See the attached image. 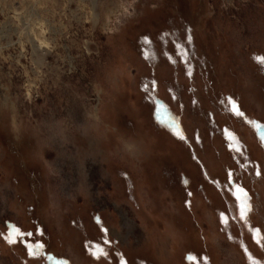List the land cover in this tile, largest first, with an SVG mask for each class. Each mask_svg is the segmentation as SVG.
I'll use <instances>...</instances> for the list:
<instances>
[{
	"label": "rangeland",
	"instance_id": "374dc122",
	"mask_svg": "<svg viewBox=\"0 0 264 264\" xmlns=\"http://www.w3.org/2000/svg\"><path fill=\"white\" fill-rule=\"evenodd\" d=\"M259 56L264 0H0V264H264Z\"/></svg>",
	"mask_w": 264,
	"mask_h": 264
},
{
	"label": "snow or ice",
	"instance_id": "6c2138e0",
	"mask_svg": "<svg viewBox=\"0 0 264 264\" xmlns=\"http://www.w3.org/2000/svg\"><path fill=\"white\" fill-rule=\"evenodd\" d=\"M188 42H191V37L189 36ZM185 45L177 42L175 44L176 53L180 56L181 59L187 56V53L184 50ZM255 61H257L259 64L264 65V56L254 57ZM188 75H191V69H188ZM145 91L147 92L149 90V86H144ZM224 101H222L223 103ZM227 105L230 108V111L233 115H235L238 118L243 117L245 114L243 111L240 110L238 104L235 102V100L229 98L226 101ZM166 108L162 104L157 105V116L160 118L161 116H165L163 119L164 125L172 132L173 135L177 136L180 140H184L185 137L179 130V125L177 124L176 120L174 118H168L166 117ZM250 123H252L250 121ZM257 129L264 128V125H256ZM234 139V138H233ZM261 139L264 140V136H261ZM237 153L241 152L240 147H235L233 149ZM246 167V166H245ZM232 173H228V182L223 187L227 190L228 194L232 197H234L235 201L237 202V211L238 216L236 214H233L229 216L225 212H221L219 214V220L220 223H222L225 228H228L230 225V222H241L244 224H248V213L250 212V204H249V194L245 191V189L237 184L235 188H233V180H232ZM257 175H260L259 172H257ZM190 195V193H189ZM249 231L252 234V237L254 239V242L257 245H261L264 243V235H261V230L258 228L249 227ZM42 235V233H40ZM32 232H24L21 229H19L16 226H13L10 230L9 234L4 237L6 242L9 244H16L17 242H20L23 244V246L27 250V255L31 258H36L41 255L40 250L44 248V245L39 242H32V241H25V237H33ZM245 251L247 252V249L245 248ZM51 259V257H49ZM190 260L194 259V257H189ZM247 259L251 262V264H260L259 261L254 260L251 255L247 257ZM121 264H125V262L121 261Z\"/></svg>",
	"mask_w": 264,
	"mask_h": 264
},
{
	"label": "flooded vegetation",
	"instance_id": "af4514ba",
	"mask_svg": "<svg viewBox=\"0 0 264 264\" xmlns=\"http://www.w3.org/2000/svg\"><path fill=\"white\" fill-rule=\"evenodd\" d=\"M29 241H31V240H29ZM0 246H1V245H0ZM41 250H42V255H43V254H46V251H44V250H46V249H45V246H44V248L41 249ZM51 255H52L51 258H52V260H53V259H54V258H53V257H54V256H53V252L51 253ZM40 264H45V262L42 261V260H40Z\"/></svg>",
	"mask_w": 264,
	"mask_h": 264
}]
</instances>
